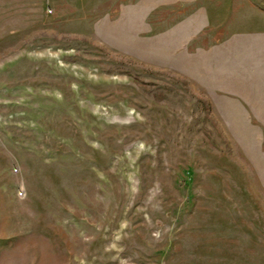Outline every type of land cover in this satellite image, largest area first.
Masks as SVG:
<instances>
[{
  "label": "rangeland",
  "instance_id": "374dc122",
  "mask_svg": "<svg viewBox=\"0 0 264 264\" xmlns=\"http://www.w3.org/2000/svg\"><path fill=\"white\" fill-rule=\"evenodd\" d=\"M0 264H264V0H0Z\"/></svg>",
  "mask_w": 264,
  "mask_h": 264
}]
</instances>
